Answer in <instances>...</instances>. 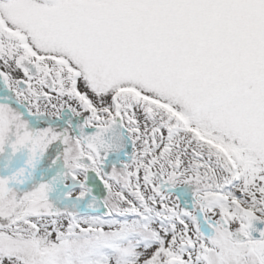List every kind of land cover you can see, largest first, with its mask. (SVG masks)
<instances>
[{"label":"snow or ice","instance_id":"snow-or-ice-1","mask_svg":"<svg viewBox=\"0 0 264 264\" xmlns=\"http://www.w3.org/2000/svg\"><path fill=\"white\" fill-rule=\"evenodd\" d=\"M0 264H264V0H0Z\"/></svg>","mask_w":264,"mask_h":264}]
</instances>
